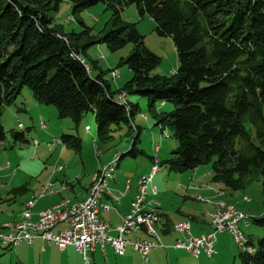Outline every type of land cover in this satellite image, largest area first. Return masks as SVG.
Returning a JSON list of instances; mask_svg holds the SVG:
<instances>
[{"label":"trees","instance_id":"16d2710c","mask_svg":"<svg viewBox=\"0 0 264 264\" xmlns=\"http://www.w3.org/2000/svg\"><path fill=\"white\" fill-rule=\"evenodd\" d=\"M61 1L0 0V116L27 87L35 103L54 106L59 118L79 124L92 113L104 143L126 127L132 145L117 155L120 163L144 153L137 147L141 126L133 121L141 109L128 99L139 94L148 101L153 124L174 130L179 139L167 161L172 170L183 173L213 161L217 186L244 191L260 181L264 188V0H71L73 13L99 3L110 11L93 36L80 20L81 33L65 31L52 12ZM130 4L149 15L156 33L173 38L179 65L172 74L152 72L161 59L136 23L123 18ZM95 43L112 51L132 45L123 59L132 77L121 87L113 90L102 70L92 74L88 47ZM119 92L125 93L122 100L115 97ZM168 102L173 108L162 110ZM11 134L25 141L23 131ZM6 135L0 122V142ZM60 141L81 151L72 134H62ZM253 221L264 228V213ZM249 243L252 251L239 249L242 263L264 264V236L256 242L249 237Z\"/></svg>","mask_w":264,"mask_h":264},{"label":"rangeland","instance_id":"374dc122","mask_svg":"<svg viewBox=\"0 0 264 264\" xmlns=\"http://www.w3.org/2000/svg\"><path fill=\"white\" fill-rule=\"evenodd\" d=\"M135 6V4H130L123 7L122 16L126 21L136 23L139 33L144 35L146 46L160 56L161 62L152 72L161 75L172 74L179 65L178 52L173 38L156 33L155 22L151 20L149 15H141ZM105 8V4L99 3L94 5V7L73 13L72 1L62 0L58 9L51 11L54 12L56 21L63 25L65 31L81 33L85 29L82 25L84 23L91 30L88 36H93L105 25V21L111 15L110 11ZM78 20L82 23H79ZM86 34L82 33L80 36H83L85 40L88 37ZM131 46L128 44L112 51L107 48L106 43L90 45L88 47L90 58L87 62L90 63L92 74L102 70V74L109 81L113 90L121 87L132 77L131 70L123 61L131 53ZM112 72L116 73V75L114 76ZM115 97L118 98L117 94ZM128 99L134 103L138 102L141 109L140 113L134 116L133 121L134 125L138 124L141 126L140 140L137 147L144 153L136 157H131L130 155L124 157L120 162V166L114 172L115 177L121 174L125 178L137 180L140 175L144 176V174L148 175L150 173L151 163H153V166L158 163L160 164V170L154 175L155 177L151 183L152 186L155 185L156 189H158V194L152 196L153 199L159 204L163 201L166 210L169 209L174 211V213H177V209L180 210V208H193L196 198H194L195 192L191 191L190 188H195L198 185L196 179L193 178L194 170L183 173L174 171L170 168L169 162H167L174 148L179 145V139L175 136L174 130L167 128L163 132L160 127L153 124L155 120L151 111H149L148 101L144 96L130 94ZM14 103L15 105L13 106L5 107L0 116V122L7 130L6 140L0 142V221L16 218V212L14 213L13 211L20 208L22 203H24V196L28 197L31 195L36 186L39 187L41 184L47 183L50 178H64L67 180L78 178L82 184H88L91 174L103 166L101 163L117 159V154L126 152L132 145L129 138L124 135L126 127L115 133L114 140L104 143L98 139V126L92 113L84 114L79 124H75L70 118H59L54 106L35 103L33 92L27 87L22 89L20 97ZM166 104L163 108L160 105L162 110L169 111L173 108L171 103L168 102ZM17 107H21L22 110H18ZM145 115L148 120L144 118ZM40 116L44 117V123L47 127L43 128ZM19 123H22L24 128L20 129ZM86 125L91 128L90 131L85 130L84 126ZM11 130L16 132L23 131V140L25 141H15ZM154 131L156 132L155 136H153ZM64 133L72 134L80 140L82 147L80 152H75L73 148L59 144L58 140ZM166 133L169 135L166 136ZM34 139L38 141L36 146L33 142ZM95 142L99 146V154L93 149ZM156 144L160 146V151L158 152L154 150ZM157 157L159 161H156ZM212 165L213 161L199 167L205 166L204 169L206 167L212 168ZM60 166L64 168L63 171H60L62 168H59ZM260 183V181H256L244 191L230 193L234 197L245 194L250 198V201L246 203V209L253 216L248 219L250 226L243 228L254 242L264 236V228L254 224L255 222L253 221L254 217H259L264 212V188ZM21 186H27L28 190L20 193L19 189H16ZM186 194L193 196L187 197ZM45 198L50 199L51 197ZM161 223L162 219L155 227H157L158 234L162 238V245L168 246L167 235L164 236L160 230ZM193 224H195V221ZM65 226L64 224L60 227L64 229ZM56 230L58 228L54 231ZM173 232L175 231L172 230L171 234L175 235L176 232ZM112 234L115 233L112 232ZM170 237L172 236L170 235ZM130 238H134V235H130ZM228 238L227 243L230 245V251L234 254L236 253L234 263L230 261L229 264H243L240 250L232 239L231 234ZM13 249L7 250L0 244V264H10L9 258L10 256L12 257ZM60 249L62 248L60 247ZM160 250H166L164 253L169 255V253H166L168 248ZM133 251L136 257L123 264H148L144 263L145 261H143L138 252L134 249ZM172 252L170 260L164 254L163 259L156 260L154 264H194L196 260L191 254L192 257H189L183 250H172ZM226 256L229 260L230 254H226ZM186 257L190 260H187ZM201 260H203V264H208L213 263L215 259L213 257L209 259L201 258ZM12 261L13 264H16V260L13 259Z\"/></svg>","mask_w":264,"mask_h":264},{"label":"built area","instance_id":"2783aa9c","mask_svg":"<svg viewBox=\"0 0 264 264\" xmlns=\"http://www.w3.org/2000/svg\"><path fill=\"white\" fill-rule=\"evenodd\" d=\"M86 68L90 72L87 64ZM117 96L122 100L125 93L119 92ZM19 127L24 128L20 123ZM88 129L89 127L86 126V130ZM33 142L35 146L38 145V141ZM94 148L98 154L96 144ZM116 163L117 159H113L102 164L103 166L91 177L92 184L87 196L76 203L63 200L41 211L36 219H30L31 206L35 200L29 201L22 221L5 222L1 225L0 244L14 247L23 241L32 244L35 239L40 238L44 244L54 243L62 249L68 245L75 246L77 251L83 254L85 261H87V253L94 250L96 243H99L102 249L106 244H110L116 255L124 254L126 246L131 245L146 260L148 253L161 245L160 236L155 227L160 220V204L153 197L148 196V194L152 196L157 194V189L151 183L154 175L159 172L160 166L157 163L152 166L148 175L139 176L135 198L130 202L129 210L121 215L120 223L115 227L98 216L100 210L107 211L110 208L108 204L101 202L104 195L118 201L121 194H124L115 195L108 190V181L113 177ZM55 186V182H48L42 188L40 195L52 193ZM130 187V180H127L125 190L127 191ZM68 188L69 185L66 182L60 186V190ZM246 218L247 214L244 211L221 200L218 202L216 211L211 214L212 228L207 234L193 235L191 223L188 220L173 224V230L182 235L181 238L175 239L174 247L185 249L193 256L205 254L211 257L215 252L214 244L217 234L229 232L240 250L252 251L253 246L249 243V237L245 235L239 224ZM60 224L66 225L64 230L54 231ZM113 230L116 231V235L110 233ZM132 234H135L134 239L129 237Z\"/></svg>","mask_w":264,"mask_h":264},{"label":"crops","instance_id":"0c3cea01","mask_svg":"<svg viewBox=\"0 0 264 264\" xmlns=\"http://www.w3.org/2000/svg\"><path fill=\"white\" fill-rule=\"evenodd\" d=\"M166 105H167L166 103L163 105L161 104V107L163 108ZM17 109L22 110L21 107H17ZM144 118L148 120V118H146V115L144 116ZM40 120L43 122L42 123L43 128L47 127L46 124L44 123L45 121L44 117L42 118V116H40ZM84 127L86 130V126ZM90 130L91 128L89 127V129L86 131H90ZM153 133H154L153 136H155L156 132L154 131ZM168 135L169 134L166 133V136ZM58 141H59V144H62L60 139ZM159 148H160L159 144H156L154 150L158 152L160 151ZM93 149L95 150L94 146H93ZM98 150L100 151L99 146H98ZM117 155H120V154H117ZM109 161L107 160V162ZM156 161H159L158 157L156 158ZM107 162H104V163H107ZM104 163H101V164H104ZM116 164H117V167L120 166V163H116ZM150 166L152 168L153 163H151ZM204 167L202 168L197 167L196 169H194L193 178L196 179V183L198 185L195 188H190L191 191L193 190V192H195L194 198H196L195 199L196 202H194L193 208L191 209L180 208V210L177 209V213H174V211H170L169 209L166 210V207L163 201L160 204L159 214H160V220L162 219L160 230L164 236L167 235L166 238L168 239L167 242L169 245L163 246L161 243L162 238L160 236L159 240H160L161 245L151 250L148 253L147 259L146 260L143 259V261H145L144 263L154 264L156 260H162L163 255L165 254L164 251H166V250H160L162 248H168L166 253H169V255L165 254L168 260L172 258V254H173L172 250H176V251L183 250L188 254L189 257H192L193 255L191 254L192 255L191 256L190 253L187 252V250L174 247L175 239L181 238L182 235H180L176 231H175L176 233L173 232L175 233V235L171 234L173 230L172 228L173 224L184 221V220H188L191 223L190 226H191V231L193 235H202L205 233L207 234V232L210 231L212 228V226L210 225L211 224V214L214 213V211H216L218 202L221 200L227 203L231 202V204L235 205L238 209H240L241 211H244L247 214V218L245 219V221H242L241 223H239L241 226V229L246 235V232L244 231L243 227L250 226L248 219L253 216L252 213H250L246 209V206H247L246 203L250 201V198H248L245 194L242 196L234 197V195L230 194L231 192H234V191L225 190L221 186L219 185L217 186V183L212 180V173H211L212 168L206 167L204 169ZM63 170L64 168L62 167L60 171H63ZM93 173L91 174V177L93 176ZM91 177H90V181L88 184H82L80 179L78 178H75L72 180H67L64 178L62 179L50 178L47 181V183L52 181V182H55L56 184V186L54 187L55 190H53L52 193L40 195V192L42 191V188L45 186L46 182L41 184L39 187L36 186V189L32 191L31 195H29L28 197L24 196V203H22L20 208L17 209L16 211H13L14 213L16 212V218L14 217L13 219H6L3 221H0V227L5 222L22 221V219H24V213L27 209L26 205L31 200H35V202L33 206H31V216H30L31 218L30 219H36L38 217V214L41 211L49 207H52L55 204H59L60 202H63V200H69V202L76 203L77 201L84 199L87 196L88 190L92 184ZM127 180H130L131 187L126 191L125 186H126ZM137 180L136 179L133 180L127 177L125 178L121 174L115 177V175L113 174V177L109 179L108 181V188H109L108 190L113 192L115 195H119V193H124V194H121L119 198L120 200L118 201L110 199L108 196L104 195L101 199V202L104 204H108L110 208L107 211L100 210L98 217H100L106 222H109L112 226L116 227V225L120 223L121 215L125 214L129 210L130 204H131L130 202L133 201V199L135 198V195L137 193V189H136ZM64 182L68 183L69 188L65 190H60V186ZM78 185L79 187H77ZM27 190L28 188L27 186H25V188L20 189L19 192L23 193V192H26ZM157 194H158V189H157ZM49 196L51 197L50 199L45 198ZM148 196L152 197V194H148ZM186 196L192 197L193 195L191 196V195L186 194ZM244 197L248 199L246 200ZM194 221H195V224H193ZM61 225L63 224L56 226V228H58V230H64L62 227H60ZM112 232L115 234H112ZM110 233L112 235H116L115 230L111 231ZM132 235H134V238H135V234H132ZM141 235L146 236L145 234H141ZM170 235L172 237H170ZM229 235H230L229 232H222L220 234H217V237H215L216 241L214 244V251H215L214 255L211 257H207V255L205 254H201L200 256L194 255V259H196L194 261V264H203V260H201V258L209 259L213 257L215 259L214 262L208 263V264H214V263L215 264H229L230 261H233L234 263V256L236 253L234 254L233 252L230 251V245L227 243V240L229 239L228 238ZM12 248L14 249H13L12 257L10 256L9 258L10 264L11 263L13 264V261H12L13 259L16 260V264L17 263L18 264H123L136 257V254H134L135 252L133 251V247L131 245L126 246L124 254L115 256L116 254L114 253L116 252L110 244H106L104 246V249H102L101 245L99 243H96L94 245V250H91V252L89 251L87 253L86 255L87 261H85L84 256H82L83 254L77 251L75 246L68 245L64 247L63 249H60V247L54 243L44 244L40 238L35 239L32 244H28L27 242L23 241L15 245ZM226 254H230L229 260ZM187 260H190V259L187 258Z\"/></svg>","mask_w":264,"mask_h":264},{"label":"bare ground","instance_id":"6f19581e","mask_svg":"<svg viewBox=\"0 0 264 264\" xmlns=\"http://www.w3.org/2000/svg\"><path fill=\"white\" fill-rule=\"evenodd\" d=\"M194 257V256H193Z\"/></svg>","mask_w":264,"mask_h":264}]
</instances>
